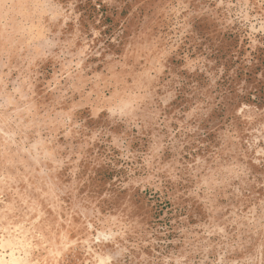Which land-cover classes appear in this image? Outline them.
I'll list each match as a JSON object with an SVG mask.
<instances>
[{"label": "rangeland", "instance_id": "1", "mask_svg": "<svg viewBox=\"0 0 264 264\" xmlns=\"http://www.w3.org/2000/svg\"><path fill=\"white\" fill-rule=\"evenodd\" d=\"M0 264H264V0H0Z\"/></svg>", "mask_w": 264, "mask_h": 264}]
</instances>
